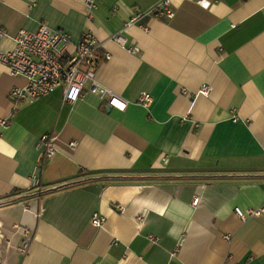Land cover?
I'll return each instance as SVG.
<instances>
[{
	"label": "crops",
	"instance_id": "1",
	"mask_svg": "<svg viewBox=\"0 0 264 264\" xmlns=\"http://www.w3.org/2000/svg\"><path fill=\"white\" fill-rule=\"evenodd\" d=\"M32 1L0 0V49L41 24L91 33L109 54L97 81L128 105L87 89L64 103L60 87L15 108L27 81L0 64V264H264V0H169L173 19L126 28L162 0H96L91 15L87 0ZM119 32L139 53L110 41ZM45 134L57 152L39 169Z\"/></svg>",
	"mask_w": 264,
	"mask_h": 264
},
{
	"label": "built area",
	"instance_id": "2",
	"mask_svg": "<svg viewBox=\"0 0 264 264\" xmlns=\"http://www.w3.org/2000/svg\"><path fill=\"white\" fill-rule=\"evenodd\" d=\"M35 2L36 0H33L31 5ZM95 3L96 0H87L90 15ZM199 4L203 8H208L210 5L205 0H200ZM144 16L168 21L174 18L175 11L169 0H162L146 12L136 9L134 17L124 25L125 28L130 27ZM5 36V31L0 25V40ZM110 41L131 54L139 53L138 47L127 45V39L120 32L112 35ZM14 42V49L10 51L0 49V64L7 67L10 75L22 77L27 81L26 85L15 86L9 92V101L15 108L20 105L33 104L60 87L63 88L64 103H76L84 96L87 89L88 93L97 96L108 109L124 111L127 108V101L97 81L99 66L103 60L109 59V54L101 53L103 45L91 33H84L78 42H73L69 33L41 24L35 31H19ZM211 91V87L205 84L195 96H209ZM182 93L187 94L184 90ZM138 102L144 107H149L153 102V97L151 94L143 93ZM8 124L7 120H0V129L7 128ZM55 140L56 137L52 134H45L40 138L38 143L40 156L37 168L42 169L45 163L55 156L57 152L54 147ZM75 145L76 142L70 143V147ZM31 180L32 186L39 189L40 178L33 175ZM198 203L199 198L196 197L193 200V206H197ZM118 210L124 211L121 206L118 207ZM262 211L263 209L253 208L245 211L240 208L235 209L236 215L242 221L258 217ZM104 222L105 219L98 215H94L92 219V224L95 227H101ZM30 237L31 235L27 233L26 239L19 247L21 254L27 252Z\"/></svg>",
	"mask_w": 264,
	"mask_h": 264
}]
</instances>
